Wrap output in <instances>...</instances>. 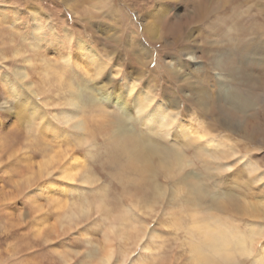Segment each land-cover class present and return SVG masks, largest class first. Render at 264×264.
Returning a JSON list of instances; mask_svg holds the SVG:
<instances>
[{"label": "rangeland", "instance_id": "374dc122", "mask_svg": "<svg viewBox=\"0 0 264 264\" xmlns=\"http://www.w3.org/2000/svg\"><path fill=\"white\" fill-rule=\"evenodd\" d=\"M186 1L0 0V264H105L109 252L108 264H202L196 249L215 264H258L264 62L234 58L240 72L230 73L213 42L238 23L246 37L257 25L264 32V0H195L212 9L209 18L175 43ZM160 3L152 35L142 18ZM139 91L152 101L137 112ZM160 107L169 124L148 126ZM120 117L159 148L143 144L156 152L143 174L110 146ZM75 157L77 173L65 179L61 168ZM189 173L201 190L194 205L183 188ZM203 225L218 237L210 246Z\"/></svg>", "mask_w": 264, "mask_h": 264}, {"label": "bare ground", "instance_id": "6f19581e", "mask_svg": "<svg viewBox=\"0 0 264 264\" xmlns=\"http://www.w3.org/2000/svg\"><path fill=\"white\" fill-rule=\"evenodd\" d=\"M158 1V0H157ZM160 1V0H159ZM226 1H231V0H226ZM223 3V5H221L220 7L221 8H225L227 5H225V2ZM235 1H232L231 3H234ZM206 3V2H205ZM219 3V2H218ZM217 3V4H218ZM190 5V9H188V12L185 13V18L183 21H180L179 24H180V32L178 35L175 36V43L178 42L179 39L181 38H185L187 39L188 36V29H192V27H196L198 26L200 22H202L204 19H206L207 17L209 18V13L211 12V10H209L207 8V4L204 5L202 2H197L195 0H187L185 2V5L186 7H188L187 5ZM215 4V3H214ZM228 4V3H227ZM236 4V3H235ZM216 5V4H215ZM230 5V3H229ZM240 5V3L238 4ZM155 9L153 14H151L149 16V18L147 19H144V27L147 31L153 33L152 35H155L157 34V31H158V24H157V21L155 19V16L156 14L161 11L163 8V3L159 4V6H156V8H153ZM164 11V10H163ZM212 14V13H211ZM181 16V17H183ZM221 23V22H220ZM219 23V24H220ZM240 23H238L239 25ZM237 25V26H238ZM237 26H231V27H228L226 30L224 29L223 31H221V33H219V38L216 39L213 43H214V47L216 49H219V48H223L224 51L227 52L228 56H225L226 59L228 61V64L227 67H228V70L230 73H233L236 74V72H240V69H239V66H236V68L234 66H232L230 64L233 63V59L235 58L236 62L240 61L242 62L243 59H246L244 57L247 56V58L249 59H254V60H257V61H262L264 62V32H261V27L262 25H257L256 28L254 30H251V32L249 34H253L254 37L256 39H253L251 40V38H248L249 34L247 33V37L245 36L246 35V31L243 30V28H238ZM217 27V25H216ZM214 29V28H213ZM199 30V29H198ZM260 30V32L258 31ZM218 31V30H217ZM190 34V33H189ZM202 34V33H200ZM218 34V32H217ZM214 37V36H213ZM217 38V37H216ZM189 39V38H188ZM213 39V38H212ZM214 40V39H213ZM188 41V40H187ZM244 41L246 43H244ZM36 42V41H35ZM183 42V41H182ZM212 42V41H211ZM179 45V44H178ZM189 45V44H188ZM191 45V44H190ZM35 46V45H34ZM180 46V45H179ZM187 46V45H186ZM213 47V48H214ZM190 48H192L190 46ZM141 49H143L141 47ZM184 49V48H183ZM189 49V48H188ZM211 49V48H210ZM208 56L211 55V53H208L207 54ZM215 55V54H214ZM220 56V55H219ZM69 56H67V58H65L66 60L68 59ZM214 58V57H213ZM210 59V57H209ZM221 60V57L220 59ZM212 63V61H210ZM218 62V61H217ZM222 62V61H221ZM235 62V63H236ZM243 63V62H242ZM216 64V63H215ZM219 64V62H218ZM232 66V70L230 69ZM214 67V66H213ZM234 67V68H233ZM263 72V71H262ZM19 74V73H18ZM129 90H128V94L129 93H132L133 90H134V85L133 84H130L128 86ZM203 89V88H202ZM204 90V89H203ZM79 94H80V91L79 93H75V97L71 100V102L73 104H75L77 102V99L79 97ZM72 97V96H71ZM71 99V98H70ZM205 100V97L204 98H201V101ZM114 101V105H118V107L124 109L126 112L129 113V107H128V104L126 103V101L124 100V97H122L120 94H115V100ZM152 101V98L150 97V95H147V94H144L143 92L139 91L137 94H136V98H135V104H134V107L136 109L137 112H139L140 110L142 109H145L149 104L150 102ZM238 101V100H237ZM237 103V102H236ZM138 104V106H136ZM237 105V104H236ZM133 107V108H134ZM236 107V106H235ZM153 114V113H152ZM168 115L166 114V111H165V108L163 107H160L159 109H157L156 113L154 115H152L151 119L147 120V124L148 126L150 127H158L159 129L160 128H165V126L167 125V122H168ZM170 120V119H169ZM118 123H117V126L119 127L118 129V134L117 135H113L111 137V140H110V146L112 147V149L115 151V155L116 156H122L123 159H124V162L122 163L123 165L122 166H125L127 167L128 169L130 170H133V171H136L140 174H143L149 167L150 165V159L152 158V156L154 155V153L156 152H148L147 153V150L145 149L144 150V147H143V144L145 146H150L151 149L152 147H154V145H152V139L148 138V136H138L136 134V136L134 135V133L130 132V129H128V127L125 125V122L123 121V119L120 117V119L118 118L117 119ZM80 125L82 124V121L80 120ZM221 125L226 127V121L222 120L220 121ZM169 124V122H168ZM187 127L184 126V130H187V129H190L191 127L188 126V124L186 125ZM82 127V125H81ZM80 129V128H79ZM82 129V128H81ZM195 129V128H194ZM193 128H191V131L193 133H197V135L199 136L200 134L203 135L202 133H200V130L199 129H196L194 130ZM158 130V129H157ZM194 130V131H193ZM190 131V132H191ZM151 143V144H149ZM148 146V147H149ZM156 148V147H154ZM156 149H159V148H156ZM149 151V150H148ZM153 151H155V149H153ZM180 151V150H179ZM179 151H176L174 152L175 153V157H176V163L178 164V167L179 170L180 168L181 169H184L182 168L186 163L184 162V156L182 155L181 152ZM65 153V152H64ZM114 153V152H113ZM73 157V156H72ZM52 159V158H50ZM49 159V160H50ZM49 160H47L46 162V165H49ZM75 162H69L68 164H65L62 168H61V172H62V175L65 179H68V180H72L73 177L76 175L75 173H77L75 171L76 169V165L75 163L77 162V157L74 158ZM186 161V160H185ZM45 163V162H44ZM175 163V164H176ZM44 165V164H42ZM186 167V166H185ZM212 167V166H211ZM39 168V173L41 172V169L42 168H46L45 167H42ZM153 168V167H152ZM171 168V167H170ZM174 169V170H177ZM168 169V168H167ZM154 170V169H153ZM172 170V169H171ZM173 171V170H172ZM167 172V171H166ZM185 174V173H184ZM175 175V174H174ZM185 177H187L188 179H183L185 180V183L183 184V188L186 187L187 188V192H188V196L191 197V199H188L186 201H191L193 199V203L191 204H197V202L194 200V198H196V200H198V196H200V187L198 186V184L196 182H194V179H195V175L193 173H189L187 175H182ZM201 186V185H200ZM185 188V189H186ZM203 189V187H201ZM202 196V195H201ZM206 196V195H205ZM187 197V196H186ZM205 198V197H204ZM200 201V200H199ZM189 205V203H188ZM220 205V204H219ZM192 207V206H191ZM194 207V206H193ZM187 208V207H186ZM192 209V208H191ZM195 209V208H194ZM195 215V213L193 214ZM130 218L128 215L124 214L122 215V217L120 218V222L122 223V225L120 226V230H122V232L120 234H125L127 230V228L125 227H128L129 223L130 222ZM206 221V220H205ZM223 221V220H221ZM204 222V221H202ZM201 222V223H202ZM224 222V221H223ZM223 222L221 224H223ZM195 223V222H194ZM226 223V222H224ZM210 224V223H209ZM135 225V224H134ZM197 225V224H196ZM200 225V224H199ZM217 225V224H216ZM212 226V225H210ZM214 227V226H212ZM228 227V226H227ZM199 230L201 231L202 235L204 236V240L206 243H211V240L214 238V239H217V235H215L216 233H214V229L211 228V227H208V225H203L202 227H198ZM217 228V227H216ZM132 229V228H131ZM223 229V228H222ZM230 230V229H229ZM218 231V230H217ZM228 231V230H227ZM222 232V231H221ZM226 232V230H225ZM231 233V232H230ZM222 234V233H221ZM223 234H226V233H223ZM233 234V233H232ZM242 235V234H241ZM219 236V235H218ZM227 236V235H226ZM230 236V234H229ZM223 237V235H222ZM220 237V238H222ZM238 238V237H237ZM245 238V237H244ZM242 239H243V235H242ZM239 240V239H238ZM217 242V241H216ZM229 241L227 240V238H224V240L222 239V243H220V248H222L224 250V252H226V249L229 247ZM241 248L244 246V242L241 243ZM199 245V244H198ZM217 245V244H216ZM201 246V245H199ZM198 246V247H199ZM210 246V245H209ZM246 247V246H245ZM263 247V246H262ZM244 248V247H243ZM193 250V249H192ZM195 250V249H194ZM229 251V249H227ZM246 251V250H244ZM194 259L197 260V262L199 263H202V264H215L211 258H209L208 255L202 253L199 251V249H196L194 251ZM210 252V251H209ZM230 252V251H229ZM193 255V254H192ZM192 257V258H193ZM259 259L258 260V264H263L264 263V247L262 249V252H260V255L258 257ZM111 259V253H107L105 256H104V263L105 264H108V262L110 261Z\"/></svg>", "mask_w": 264, "mask_h": 264}]
</instances>
